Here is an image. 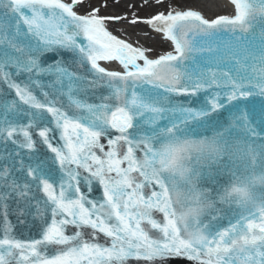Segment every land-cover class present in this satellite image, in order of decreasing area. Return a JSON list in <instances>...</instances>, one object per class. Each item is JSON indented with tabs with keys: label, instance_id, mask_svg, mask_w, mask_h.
I'll return each mask as SVG.
<instances>
[{
	"label": "snow or ice",
	"instance_id": "snow-or-ice-1",
	"mask_svg": "<svg viewBox=\"0 0 264 264\" xmlns=\"http://www.w3.org/2000/svg\"><path fill=\"white\" fill-rule=\"evenodd\" d=\"M233 2L0 0V264H264V188L237 176L264 185V0Z\"/></svg>",
	"mask_w": 264,
	"mask_h": 264
},
{
	"label": "water",
	"instance_id": "water-1",
	"mask_svg": "<svg viewBox=\"0 0 264 264\" xmlns=\"http://www.w3.org/2000/svg\"><path fill=\"white\" fill-rule=\"evenodd\" d=\"M93 3L99 5L101 2H104V0H92ZM187 2L197 5L193 10H198L201 12L202 15H204L205 18H216L220 15H227L230 18H235L237 15H239V8L237 6V3L234 4L233 0H187ZM251 3L252 0H240V3ZM133 5L136 6V8H133ZM141 0H112V6L110 7L108 13L106 14H112V13H119V14H126L128 15L129 19L132 18L133 12H135L136 15H139L143 18H148L149 14L154 11L152 8H148L147 5H144L143 8H140ZM136 9H140L137 11ZM103 11V10H102ZM147 27V26H146ZM110 30H112L110 28ZM150 28H148L147 31L143 33H138L141 37L147 36L150 32ZM114 34L120 35L123 38H128V33L125 32L124 28L120 27L117 31H114ZM248 37V40H252L255 45H258L260 43V40L258 37L254 38L249 34H244ZM235 36L239 37L241 36L239 28L235 30ZM153 39L150 41L153 48L157 50H168L171 51V42H166L160 39L159 35L153 34ZM217 40L221 45H224L226 42L230 44H234L235 40L233 38V33L228 32L227 29L220 32L217 36ZM143 39L139 41V43H143ZM249 64L251 61L248 62ZM250 71V69H249ZM205 136L211 137L212 132L208 131L204 133ZM194 139H200V137H194ZM237 176H239L241 179H247L250 181H255L253 184V189L257 195L260 194V190L264 188V185H261L256 175H253L251 172L244 173L242 170L237 172ZM220 181L222 183H225V177L222 175L220 177ZM233 207H236V205H233ZM9 220L14 225L13 228V234L17 236V238L24 239V238H39L37 236V230L35 227L29 223L27 228H24L23 225H17V221L15 216H9ZM227 221H225V224ZM19 229V231L17 230ZM188 264H191V262H188Z\"/></svg>",
	"mask_w": 264,
	"mask_h": 264
}]
</instances>
